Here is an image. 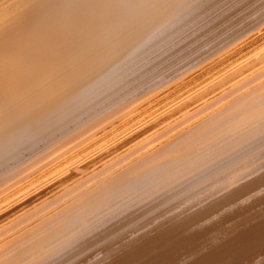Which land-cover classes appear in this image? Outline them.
Segmentation results:
<instances>
[{"label":"bare ground","instance_id":"obj_1","mask_svg":"<svg viewBox=\"0 0 264 264\" xmlns=\"http://www.w3.org/2000/svg\"><path fill=\"white\" fill-rule=\"evenodd\" d=\"M263 45L264 0H0V264H264Z\"/></svg>","mask_w":264,"mask_h":264},{"label":"rangeland","instance_id":"obj_2","mask_svg":"<svg viewBox=\"0 0 264 264\" xmlns=\"http://www.w3.org/2000/svg\"><path fill=\"white\" fill-rule=\"evenodd\" d=\"M263 46H264V45H263ZM263 46L261 47L262 49L258 48V49L255 50V51H257V52H260V51H262V50L264 51V47H263ZM259 49H260V50H259ZM253 51H254V50H253ZM255 51H254V52L251 51L252 54L249 53L248 55H250V56L247 55V57H245V59L243 58V60H241V62H242V61L244 62V60H246V61L248 62V61H250L251 58L253 59V58L255 57V56H254L255 54H253V53H257V52H255ZM252 55H253V56H252ZM246 58H247V59H246ZM246 61H245L244 63H246ZM208 82H210V80L207 81L206 83H208ZM29 169H31V170H30V171H32L31 173H30ZM29 169L27 170L28 173H29V174H27L28 177L30 178V179L28 178L29 180H31V178H32L33 175H34V176H38V175H39V171H40V170L38 171V170L35 169L34 167H31V168H29ZM32 169H35L36 171H35V170H32ZM59 169H60V168H58V171H59ZM55 170H56V171H55V174H56L57 169H55ZM27 171H26V173H27ZM34 171H35V172H34ZM53 172H54V171H53ZM35 173H36V175H35ZM30 174H31V176H30ZM48 175H49V174H48ZM48 175H47V176H48ZM47 176H46V178H47ZM49 176H51V178H52V175H49ZM49 176H48V177H49ZM53 176H54V175H53ZM41 178H42V177H41ZM41 178L39 177V178H38L39 181L37 180V181H34V182H35V183H36V182L39 183V182H42V181H40V180H43V181L46 180V179H45V176H44L42 179H41ZM49 178H50V177H49ZM33 180H35V179L33 178ZM34 182L32 183V184H33L32 186H34V184H35ZM37 183H36V184H37ZM36 184H35V185H36ZM29 188H30V187H29ZM26 189H27V188H26Z\"/></svg>","mask_w":264,"mask_h":264}]
</instances>
